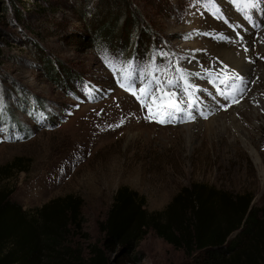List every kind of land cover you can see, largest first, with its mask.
I'll list each match as a JSON object with an SVG mask.
<instances>
[{"label":"rangeland","instance_id":"rangeland-1","mask_svg":"<svg viewBox=\"0 0 264 264\" xmlns=\"http://www.w3.org/2000/svg\"><path fill=\"white\" fill-rule=\"evenodd\" d=\"M195 2L0 0V167H11L0 189L32 216L55 198H82L81 228L66 243L81 262L102 244L100 223L123 185L145 195L152 212L204 183L252 195L264 218V64L252 66L250 97L240 104L208 122L164 128L129 118L133 95L103 63L106 55L169 58L191 73L197 64L188 59L231 51L201 35L207 25L194 19ZM84 85L100 97L88 99ZM118 264L193 259L150 232Z\"/></svg>","mask_w":264,"mask_h":264},{"label":"trees","instance_id":"trees-1","mask_svg":"<svg viewBox=\"0 0 264 264\" xmlns=\"http://www.w3.org/2000/svg\"><path fill=\"white\" fill-rule=\"evenodd\" d=\"M10 169L0 167V180ZM11 196L0 189V264H118L150 232L183 250L193 264H264V218L249 194L193 183L165 209L149 212L145 195L120 186L100 223L104 240L90 247L86 262L66 245L81 228L82 198H55L32 216Z\"/></svg>","mask_w":264,"mask_h":264},{"label":"snow or ice","instance_id":"snow-or-ice-1","mask_svg":"<svg viewBox=\"0 0 264 264\" xmlns=\"http://www.w3.org/2000/svg\"><path fill=\"white\" fill-rule=\"evenodd\" d=\"M257 2L258 0H249L246 6L254 8ZM112 71L114 75L118 76L117 82L120 87L124 88L125 91H130L140 103L141 110L147 111V115L144 117L145 120L159 124L172 123L177 119V113L185 110L181 107V104L186 102L177 100L175 92L165 90L176 86L173 80L169 79L165 83L155 78L152 71H146L143 74L148 77L147 83L137 91L133 86L136 79L141 76L139 68L133 69L129 62L124 67L113 66ZM133 72L136 73L135 77H133ZM125 81H128L127 86Z\"/></svg>","mask_w":264,"mask_h":264},{"label":"bare ground","instance_id":"bare-ground-1","mask_svg":"<svg viewBox=\"0 0 264 264\" xmlns=\"http://www.w3.org/2000/svg\"><path fill=\"white\" fill-rule=\"evenodd\" d=\"M227 50H223L224 52H221L218 55V58L230 68L240 71L247 79H250L252 65L246 63L244 56L239 57L233 50ZM256 89L257 88L255 87V90Z\"/></svg>","mask_w":264,"mask_h":264}]
</instances>
